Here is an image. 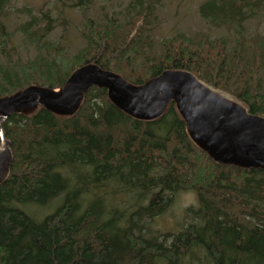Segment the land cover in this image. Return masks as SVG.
<instances>
[{"label":"trees","instance_id":"16d2710c","mask_svg":"<svg viewBox=\"0 0 264 264\" xmlns=\"http://www.w3.org/2000/svg\"><path fill=\"white\" fill-rule=\"evenodd\" d=\"M11 1L0 0V98L33 85L60 89L74 70L95 63L133 85L164 70L187 71L264 117V44L254 43L256 56L243 37L244 22L264 0L199 5L202 19L234 32L233 44L177 34L151 55L141 26L132 34L124 23L107 22L92 31L84 14L86 46L69 59L44 50L53 28L45 13L15 9L28 18L8 29ZM91 1L70 7L86 13ZM135 2L147 19L153 0ZM41 19L48 21L41 26ZM14 34L33 46L32 56H12ZM2 128L11 162L0 184V264H264V170L213 162L190 140L173 102L157 119L140 121L92 87L71 116L39 106L11 114ZM182 190L197 198L184 228L155 235L149 223ZM52 204L43 216L33 213Z\"/></svg>","mask_w":264,"mask_h":264},{"label":"water","instance_id":"95a60500","mask_svg":"<svg viewBox=\"0 0 264 264\" xmlns=\"http://www.w3.org/2000/svg\"><path fill=\"white\" fill-rule=\"evenodd\" d=\"M92 87L105 89L112 105L140 121L157 119L173 102L188 137L213 162L264 170V117L247 112L190 72L168 69L142 85H133L117 73L87 63L74 70L60 89L33 85L0 98V184L11 162L4 121L11 114L32 112L39 106L71 116Z\"/></svg>","mask_w":264,"mask_h":264},{"label":"rangeland","instance_id":"374dc122","mask_svg":"<svg viewBox=\"0 0 264 264\" xmlns=\"http://www.w3.org/2000/svg\"><path fill=\"white\" fill-rule=\"evenodd\" d=\"M205 1L153 0L154 9L150 16L145 19L138 17V13L143 10L138 8L135 0H92L86 13L80 8L70 7L72 0H12L9 5L12 13L4 23L12 31L22 19L28 18L25 15L16 14L15 9L29 8L36 17L41 16L43 13L47 14L53 28L43 39L44 50H49L50 54L58 58L67 59L74 58L86 46L84 35L87 33V21L84 14H87L89 18L90 23L88 25L90 24L93 27L92 31L96 29L97 24H106L107 22L124 23V29L132 34H135L137 32L136 28L139 29L141 26L140 30L146 33L144 37L147 36L150 39V48L146 47L144 49L146 55L158 53L160 42L177 34L189 38L204 35L208 41L229 37L230 42L228 44H233V31L215 27L198 14L199 5ZM47 21L41 19L37 24L42 26ZM243 25L246 48L248 52H255L257 56V51L260 48L254 43L259 40L263 41L264 44V1L258 4L254 16L246 20ZM9 44L12 47H19L18 50L12 52L13 57L15 54H20L22 58L34 54L33 46L26 45L19 34H14ZM209 45L210 43L207 44V46ZM211 51H213V48ZM262 53H264V49ZM216 92L223 93L219 90H216ZM196 206L197 198L193 190L180 191L173 197L169 208L149 223L150 231L158 236L167 232L176 233L182 230L186 224L185 210ZM52 208H54L53 204L33 213L37 217L43 216L45 212H49Z\"/></svg>","mask_w":264,"mask_h":264}]
</instances>
